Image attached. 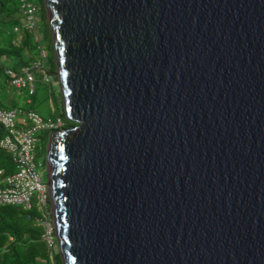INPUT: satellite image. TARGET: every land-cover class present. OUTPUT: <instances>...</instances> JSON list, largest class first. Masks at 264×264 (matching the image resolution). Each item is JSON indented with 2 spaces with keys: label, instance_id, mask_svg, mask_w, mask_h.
Wrapping results in <instances>:
<instances>
[{
  "label": "water",
  "instance_id": "95a60500",
  "mask_svg": "<svg viewBox=\"0 0 264 264\" xmlns=\"http://www.w3.org/2000/svg\"><path fill=\"white\" fill-rule=\"evenodd\" d=\"M44 3L63 264H264V0Z\"/></svg>",
  "mask_w": 264,
  "mask_h": 264
},
{
  "label": "built area",
  "instance_id": "2783aa9c",
  "mask_svg": "<svg viewBox=\"0 0 264 264\" xmlns=\"http://www.w3.org/2000/svg\"><path fill=\"white\" fill-rule=\"evenodd\" d=\"M17 1L22 31L32 34L37 43L38 57L30 65L21 67L17 71L8 66L5 63V58L0 56V66H3L8 75L10 86L27 87L28 93L33 95L36 77L50 83L51 75L46 69V53L38 32V17L36 15L38 6L34 0ZM13 32H21V30L15 26ZM12 43L16 45L19 41L15 39ZM0 125L5 130L0 147L10 153L15 167L14 172L1 178L0 204L19 205L29 210L37 209L39 214L35 216L34 222L43 228L42 238L52 254L57 250L58 243L52 217L50 191L48 183L36 170L35 150L40 139L37 135L39 131H47L51 134L52 131L65 128V122L60 115H54L44 120L31 108L5 109L0 107ZM2 173L0 170V175Z\"/></svg>",
  "mask_w": 264,
  "mask_h": 264
},
{
  "label": "trees",
  "instance_id": "16d2710c",
  "mask_svg": "<svg viewBox=\"0 0 264 264\" xmlns=\"http://www.w3.org/2000/svg\"><path fill=\"white\" fill-rule=\"evenodd\" d=\"M11 0H0V3L5 4ZM3 6L0 5V11ZM47 29L50 27L47 21ZM52 41V36L50 34ZM53 44V43H52ZM52 44L50 47H52ZM29 47V53H24V48ZM9 51L16 55V63L13 68L17 71L21 67L28 66L38 54L37 43L33 36L28 31L22 32V39L14 45L12 42L6 46H0V54ZM54 53V47H52ZM51 54V66L47 68L48 72L56 75V60L55 54ZM4 68L0 66V75L3 74ZM8 79V75L5 73ZM35 94V93H34ZM33 94V95H34ZM61 95V94H60ZM62 112L59 113L65 122V127H70L73 122L66 117L63 105L62 95ZM57 115L55 112L53 116ZM5 134L3 126L0 125V141ZM0 170H2L1 178L4 175L14 172L15 167L11 160L10 153L0 147ZM50 207V206H49ZM39 214L38 210L24 209L19 205L0 204V264H63V259L58 249L54 253H50L45 241L42 238L43 228L34 222L35 216ZM51 254V256H50Z\"/></svg>",
  "mask_w": 264,
  "mask_h": 264
},
{
  "label": "rangeland",
  "instance_id": "374dc122",
  "mask_svg": "<svg viewBox=\"0 0 264 264\" xmlns=\"http://www.w3.org/2000/svg\"><path fill=\"white\" fill-rule=\"evenodd\" d=\"M35 4L38 6L37 17H38V32L40 39L45 49L46 53V69L51 66L50 59L53 53V40L51 41L50 32L47 29L48 15L45 9L44 0H34ZM3 6L0 11V46H6L8 43L20 41L22 34L20 32H13V28L18 26L22 31L20 24V12L18 11V1L11 0L5 4L0 3ZM49 24V22H48ZM52 36V34H51ZM35 41V40H34ZM52 44V47L50 45ZM24 53L26 55H33L29 53V47L24 48ZM54 54V53H53ZM0 56L5 58V63L8 66L13 67L16 63V55L11 54L9 51L1 53ZM38 57L36 54L35 59ZM51 82L47 83L36 77L34 81L35 94L30 95L28 93L27 87L17 88L10 86L5 73L0 75V107L1 108H31L40 117L46 120L48 117L53 116L55 112L57 115L62 112V102H61V92L60 84L58 79L54 74H51ZM43 81V82H42ZM49 132L39 131L37 133L40 138L37 142L35 150V165L36 170L42 175L44 181L47 178V144L49 139ZM60 253L59 248L57 247ZM61 254V253H60Z\"/></svg>",
  "mask_w": 264,
  "mask_h": 264
},
{
  "label": "clouds",
  "instance_id": "9594fccd",
  "mask_svg": "<svg viewBox=\"0 0 264 264\" xmlns=\"http://www.w3.org/2000/svg\"><path fill=\"white\" fill-rule=\"evenodd\" d=\"M23 31L20 32V34H22ZM22 39V38H21Z\"/></svg>",
  "mask_w": 264,
  "mask_h": 264
}]
</instances>
